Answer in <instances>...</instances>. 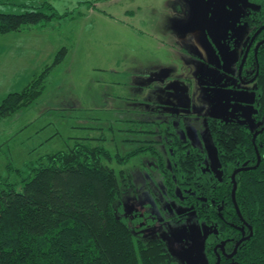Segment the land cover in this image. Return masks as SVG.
Instances as JSON below:
<instances>
[{
	"label": "rangeland",
	"instance_id": "1",
	"mask_svg": "<svg viewBox=\"0 0 264 264\" xmlns=\"http://www.w3.org/2000/svg\"><path fill=\"white\" fill-rule=\"evenodd\" d=\"M2 1V12L26 9L16 3L48 1L59 16L43 27L0 34V102L27 86L61 47L66 51L49 68L43 91L0 117V176L18 181L21 173L8 164L26 175L45 154L68 150L77 141L102 144L111 156L103 162L122 170L113 204L134 236L144 242L162 238L180 264H210L203 244L215 228L184 202L177 180L165 177L166 144L171 133L187 137L220 175L209 118L247 121L252 129L260 124L253 118L255 83L236 77L247 28L237 26L235 18L244 12V3ZM229 31L243 39L227 56ZM246 68L249 76L252 69ZM141 147L120 163L114 157Z\"/></svg>",
	"mask_w": 264,
	"mask_h": 264
},
{
	"label": "trees",
	"instance_id": "2",
	"mask_svg": "<svg viewBox=\"0 0 264 264\" xmlns=\"http://www.w3.org/2000/svg\"><path fill=\"white\" fill-rule=\"evenodd\" d=\"M257 1L260 8L256 14L263 23L264 0ZM16 4L26 9L0 11V34L43 27L59 16L48 1ZM260 35L264 37V29ZM65 51L66 47H61L23 89L4 96L0 117L21 109L43 91L49 68ZM254 60L258 73L253 118L260 124L252 129L247 121L209 118L220 175L206 165L204 152L187 137L171 133L166 144L169 166H165V177L177 180L184 202L206 225L215 228L203 244L210 264L216 259L213 246L225 240L226 249H232L243 230L249 233L248 226L250 237L241 241L232 258L222 257L221 264H264V129L252 140L253 132L264 124V45L258 48L256 58L249 54L248 61ZM137 150L144 148L114 157L120 163ZM256 151L260 154L258 165L235 175V201L245 225L232 200L231 173L244 162L254 165ZM108 157L110 153L102 144L77 141L68 150L45 154L26 175L8 164V169L21 176L18 181L0 176V264H180L168 252L165 240L136 238L128 220L116 213L113 201L122 170L105 164Z\"/></svg>",
	"mask_w": 264,
	"mask_h": 264
},
{
	"label": "flooded vegetation",
	"instance_id": "3",
	"mask_svg": "<svg viewBox=\"0 0 264 264\" xmlns=\"http://www.w3.org/2000/svg\"><path fill=\"white\" fill-rule=\"evenodd\" d=\"M222 1L225 2V3H228L229 5L235 3V0H222ZM241 2L244 3L245 10H244V12H242V13L240 14V16H239L238 18H235V21H236L237 26H239L240 28H244V29L247 28V29H245V30L247 31V41H246V44L244 45V48H243V51H242V54H241V57H242V55H243V53H244V50H245V48H246V46H247L249 40L251 39V36L253 35V33L255 32V30H256L257 28H259L261 25L264 24V22H263V23H260V24H258V25L256 24V22L258 23V21H259L256 12H257V10L260 8V4L258 3L257 0H241ZM254 25H256V26L254 27V29H252L251 26H254ZM262 29H264V28H262ZM262 29H261V30H262ZM237 30H238V29H237ZM261 30H260V32H258V33L256 34V36H255L254 39L252 40V43H251V45H250V48H249V51H248L247 57H246L245 62H244V64H243V66H242V69H241V75H240V77H239V75H238L237 72H238V66H239V63H240V59H241V57H240L239 60H236V63H237V64H236V67H237V70H236V77H237V79H238L241 83H243V84L254 83L255 78H256V75H257V73H258V64H257V62H255V60H254V63H250V62L248 61V56H249L250 53H252V54L254 55V57L256 58V53H257L258 48H259L260 46L264 45V42H262L261 44H259V46L257 47L256 53H255V45H256V43H257L258 41H260V40H264V37H263L262 35H260ZM246 31H245V32H246ZM242 36H243V35H242ZM242 36L239 37L238 35H235V33L229 31L227 39H230L229 42H230V41H232V42L228 44V49H226V54H227V56H229V54H233L232 51H233V50L235 49V47L238 45V44H236V43L239 41V39H243ZM234 42H235V43H234ZM247 66L250 67V68L252 69V73H251L249 76H246V70H247L246 67H247ZM252 78H253V79H252ZM251 79H252V80H251ZM243 232H244V235H246V234H245V231L243 230L242 233H241V236L243 235ZM241 236H240V237H241ZM238 239H239V238H238ZM238 239H237V240H238ZM221 241H222V240H221ZM221 241H220V242H221ZM224 241H225V240H224ZM218 243H219V242H218ZM218 243H216V244H218ZM235 243H236V242H235ZM235 243H234V244H235ZM216 244H215V245H216ZM234 244H233V247H234ZM215 245L213 246V251H214V247H215ZM233 247H232V249H233ZM224 248H225V252H226V253H229L230 251H232V249H226V247H225V243H224ZM217 252H219V254H220V264H221V258H222V257H225V258H232L233 255L235 254V253H234L231 257H228V256L222 254V252H221V250H220L219 247L217 248ZM214 255H215V258L217 259V255H216V252H215V251H214ZM216 259H215V261H216ZM208 261H209V260H208ZM215 261H214V264H215ZM209 263H210V262H209ZM232 263H234V262L231 261V262H226V263H224V264H232Z\"/></svg>",
	"mask_w": 264,
	"mask_h": 264
},
{
	"label": "water",
	"instance_id": "4",
	"mask_svg": "<svg viewBox=\"0 0 264 264\" xmlns=\"http://www.w3.org/2000/svg\"><path fill=\"white\" fill-rule=\"evenodd\" d=\"M262 28H264V24L261 25L259 28H257V29L255 30V32H254L253 35L251 36V39L249 40V42H248V44H247V46H246V48H245V50H244V53H243V55H242V57H241V59H240V63H239V66H238V72H237V73H238L239 77H240V75H241V69H242V66H243V64H244V62H245V59H246V57H247V54H248V51H249L250 45H251V43H252V40L254 39V37L256 36V34H257L258 32H260V30H261ZM262 42H264V40H260V41H258V42L256 43V45H255V53H256L257 47H258L259 44H261ZM252 79H253V78H252ZM252 79H251V80H252ZM263 129H264V124H263L259 129L255 130V131L253 132V135H252V140H253V141H254L256 135H257L259 132H261ZM256 153H257V160H256V163H255L254 165H247L246 162H244V163H242V165L236 167V168L232 171V173H231V180H232V182H233V186H232V190H231L232 200H233V203H234V206H235V209H236V212H237L238 216H239L240 219L244 222L245 225L247 224V222H246V221L243 219V217L241 216V213H240V211H239V209H238V206H237V204H236V201H235V189H236L235 175H236L237 172H239V171H241V170L248 169V168H251V167H255V166L258 165L259 160H260V154H259L258 151H256ZM248 227H249V233L246 234V235H244V232H243V235H242L241 237H239V239H238V240L236 241V243L234 244V247H233L232 251H230L229 253H226V252H225V248H224V243H225V241H224V240H222L221 242H219L218 244L215 245V247H214V251L216 252V255H217V259H216V261H215V264H220V254H219V252H217V248H218V247L220 248L222 254H224V255H226V256H228V257H231V256L236 252L237 247H238V245L241 243V241H243L244 239H247V238L250 237V235H251V233H252V230H251V226H248Z\"/></svg>",
	"mask_w": 264,
	"mask_h": 264
},
{
	"label": "crops",
	"instance_id": "5",
	"mask_svg": "<svg viewBox=\"0 0 264 264\" xmlns=\"http://www.w3.org/2000/svg\"><path fill=\"white\" fill-rule=\"evenodd\" d=\"M30 28H32V27H30ZM48 36H50L49 34H47V37ZM46 47H47V49H46V52H48V53H50L51 51H52V47H51V45H49V46H47L46 45ZM47 53V54H48ZM6 57V61L8 60V58H7V55L6 56H4V58ZM14 63V61L12 60L11 62H10V64H7V65H12Z\"/></svg>",
	"mask_w": 264,
	"mask_h": 264
}]
</instances>
